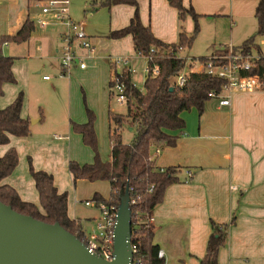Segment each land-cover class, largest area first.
<instances>
[{"label":"crops","instance_id":"obj_1","mask_svg":"<svg viewBox=\"0 0 264 264\" xmlns=\"http://www.w3.org/2000/svg\"><path fill=\"white\" fill-rule=\"evenodd\" d=\"M136 1L141 22L148 25L159 40L175 43L182 30L186 34L194 30L192 17L187 15L181 21L177 10L167 0ZM37 2L41 0H0V17L5 21L6 35L15 34L24 21L30 19V9L36 7ZM182 3L186 8L191 5L200 15V26L205 25V19L214 23L213 33L199 36L208 50L204 57L222 53L229 44L238 47L256 32L255 9L258 0H182ZM108 10L112 14L110 32L129 23L134 7L113 4ZM221 21L229 30L227 36L218 32ZM46 27L41 28V36H36L34 40L42 39L44 59L59 75L62 32L53 26ZM34 31L25 42L31 39ZM257 37L259 41H256ZM256 38L253 45L264 43V35ZM109 39V42L97 41L106 43L104 48L111 45L115 54L128 55L124 57L130 58L132 64L134 59L141 57L134 51L131 35ZM233 39L241 43L235 45ZM12 57L14 74L17 57ZM87 69L86 66L76 71L85 74ZM45 76L44 81L51 79H45ZM68 80V105L61 98L56 99L51 121L40 124L42 117L30 115L22 103L21 116L36 120L30 123V135L10 136L8 144L0 145V156L10 147L15 148L18 155L17 166L2 182L12 186L23 201L36 204L40 211L42 208L30 175L29 161L35 170L52 175L59 192H63L67 186L61 185L60 174L67 175L74 185V196H79L75 193L76 183L85 179L74 182L68 171V162L71 159L79 164L92 162L90 153H75L77 147L82 150L81 135L72 130L73 87L70 85L71 77ZM15 83H4L3 95L6 85ZM59 86L55 82L53 89H59ZM228 97V105H221L216 98L207 100L201 116L191 112L185 118L186 111L182 112L185 127L181 131L171 132L178 134L175 145L162 147L156 158L158 167L183 168L182 180L166 188L162 202L152 213L155 227L153 244L163 251L164 264H200L211 233L210 222L228 224L232 218L234 222L228 229L225 245L218 252L216 264H264V83L259 89L232 91ZM7 105L0 104V109ZM55 130L60 133H52ZM151 150L154 153L153 148ZM187 172L191 173L190 181H185ZM78 201L80 199L76 197L75 202ZM86 201L91 202L86 206L98 210L93 201ZM68 203L69 195L67 214ZM68 216L71 219L75 217ZM76 221L80 222L79 219Z\"/></svg>","mask_w":264,"mask_h":264},{"label":"trees","instance_id":"obj_2","mask_svg":"<svg viewBox=\"0 0 264 264\" xmlns=\"http://www.w3.org/2000/svg\"><path fill=\"white\" fill-rule=\"evenodd\" d=\"M168 4L178 12V18L183 21L190 15L194 21L192 34L183 30L175 43H165L156 38L150 27L140 20L136 0H103L100 6L109 8L113 4H128L134 7L129 23L117 30L110 31V38L132 36L133 48L137 55L143 57L147 64L148 73L143 82V89L137 88L131 81V75L122 70L111 73L125 85L127 112L125 115L108 110L110 158L102 161L97 151V140L93 127V117L82 124H71L81 135L83 142L94 152L91 163L79 164L68 162V171L75 182L78 179L88 181L106 180L110 192L108 198L94 193L92 201L113 207L117 212L120 197L126 191L129 199L131 235L130 244L135 247L134 258L142 264H164V259L157 256L158 246L153 244L154 224L151 221L154 208L164 197L166 188L181 181L182 169L179 166L164 168L156 165L157 156L152 148L174 146L177 135L172 131H181L185 122L182 112L196 108L199 116L204 112V103L210 99L209 92H219L223 81L204 72L189 71L182 86L174 83L177 76L186 67L187 59L178 55L185 47H190L198 31L199 14L193 7H185L182 0H167ZM257 29L240 45L249 48L254 44L256 36L264 35V0H258L255 9ZM34 30V22L27 18L18 31L13 35H4L0 39V50L4 43H21L30 38ZM207 57H192L191 60L204 62ZM14 57L0 53V96L3 95L4 83H15L12 72ZM156 68L157 73L152 72ZM250 73H255L264 80V58L257 61ZM114 81L111 79L109 87ZM112 91L110 92V94ZM23 103V92L4 108L0 109V145L8 144L10 136H29L30 120L20 114ZM127 122L136 128V136L131 143L122 141L121 128ZM18 163L15 148L10 147L0 156V201L9 205L18 213L29 215L45 223L58 222L64 229L84 241L82 225L71 219L67 214V192H59L54 185L53 177L43 170H35L29 161L30 175L38 192L39 204L42 211L34 203L23 201L16 190L3 183ZM186 179L185 181H190ZM234 218L228 224L210 222L211 233L207 240L205 254L200 264H216L220 248L225 245L228 229Z\"/></svg>","mask_w":264,"mask_h":264},{"label":"rangeland","instance_id":"obj_3","mask_svg":"<svg viewBox=\"0 0 264 264\" xmlns=\"http://www.w3.org/2000/svg\"><path fill=\"white\" fill-rule=\"evenodd\" d=\"M41 1L44 3L46 0ZM69 1L70 18L74 22L83 24L85 34L89 37L94 46L93 52L87 55L86 53L88 52L83 51L76 46V41L73 44V48L84 56V62L88 67L86 73H77L76 70H79V68L74 66L69 73L64 75L59 73V75H57L54 72V69L47 63V60L44 59L45 53L42 39L37 41L34 40L36 36H41L42 31V27H40L36 22L38 14L41 11L39 4L38 6L30 9V19L34 22L35 26V31L33 32L31 39L24 43L9 42L8 45H3L0 50V53L3 55L17 57L14 64V76L16 83L15 85H6L4 88V95L0 98V104H9L15 96L22 91L24 109H27L30 115L37 114L39 117H42V122L40 124L50 122L53 116V102L56 99L61 98L68 105V79L71 77L70 85L73 87L71 100L73 120L71 121L73 124L86 123L89 120L90 115H92L99 157L102 161H108L110 153V140L108 137V109L114 113L123 115L127 112V105L125 102L121 103L117 100L116 92H114L112 87H109V82L112 79L111 73L113 70H116L117 73H122V68L114 65V59L119 56L124 57L128 55H121L120 53L115 54L111 45L104 48L107 44L103 42L110 41L108 34L111 28L112 14L108 8L100 6V2L103 0ZM200 18L201 17H199L197 21L198 31L192 45L190 47H185L178 52L179 56L191 59L190 57L198 58L206 55L208 51L207 47L199 36L200 34L202 36V34L206 35L213 33L214 23L205 19V25L202 24V26H200ZM222 22L223 21L219 24L218 32L227 36L229 34V30ZM4 24L5 21L0 17V39L2 36L6 35ZM49 26L56 27L60 33L65 29L62 24L58 23H52ZM254 27L255 31L256 26ZM192 32L190 34H192ZM98 39L103 40L102 44L98 43ZM256 41H259V37L256 38ZM232 42L235 43V45H239L241 43V41L239 42L237 39H233ZM132 62L136 70V72L131 75L132 82L137 88L141 89L143 88V82L146 76L145 68L147 62L141 57L134 59ZM188 70L189 69L186 67L185 71ZM45 75L49 76L51 79L49 81H44L43 76ZM55 82L60 84L59 89H53ZM111 91H113V93L110 94L109 92ZM191 112L197 114L198 116L197 109L191 108L184 113L185 118L188 117ZM72 130L75 134L80 136V134L76 132L73 127ZM52 133L59 134L60 132L55 130ZM121 135L124 143H131L136 136V128L130 127L129 124L125 122L121 128ZM79 138L82 150H79L80 147H77L75 150L76 155H80L79 153H90L92 155L91 160L93 161V149L83 142L81 136ZM154 150L155 148H153V152ZM71 160L76 161L74 159ZM62 174L63 173L61 172V185H67L64 191L68 192L70 200V204L68 203V214L71 216L75 215L73 219L80 220L82 229L86 235H90L93 232L98 231L97 222L99 221L101 214L99 210L86 206L85 201H92V190L94 192L97 191L104 198H108L110 192L108 181H78L75 186V193L79 196H74L72 191L74 190L72 180L67 175L64 174L63 176ZM76 197L80 199L78 203L75 202ZM93 204L96 206L94 201Z\"/></svg>","mask_w":264,"mask_h":264},{"label":"built area","instance_id":"obj_4","mask_svg":"<svg viewBox=\"0 0 264 264\" xmlns=\"http://www.w3.org/2000/svg\"><path fill=\"white\" fill-rule=\"evenodd\" d=\"M40 4L41 11L38 14L36 22L41 27H46L52 23L62 24L65 29L61 33V47L59 52L60 73L64 75L69 73L72 67L77 66L79 69H85L86 63L84 56L78 53L73 44L76 41V46L88 53H92L94 47L89 37L84 32L83 24L74 22L69 14V0H46L44 3L37 2L35 6ZM4 43L3 45H6ZM204 62L199 60L192 61L187 59L186 67L188 71L182 70L174 77V83L177 86H182L186 80V75L189 71L204 72L212 77L223 81L219 92H209L210 98L219 99L221 105L229 104V94L236 90H255L262 87L264 80L255 73H250L255 67L258 60L264 58V43L260 45H251L249 48L235 47L231 44L227 45L222 53L206 56ZM184 58V57H183ZM114 65L119 66L126 73L132 75L136 70L128 57H117L114 59ZM152 72L157 73L154 68ZM145 73H148V68H145ZM121 74V73H119ZM48 79L49 76H45ZM114 81L112 88L116 92V97L119 102H126L125 85L119 81L115 75H112ZM134 84V83H133ZM113 93V91H112ZM160 148H155L154 154L158 156ZM191 177V173L187 172V179ZM235 188V187H232ZM90 201H86V205H90ZM101 216L97 222V230L90 235L83 233L84 244L88 250L98 256L111 260L113 258V242L114 228L117 222V212L113 207H108L104 203L96 205ZM153 218H151V221ZM153 222V221H152ZM132 261L131 264H142L138 258H134L135 247L131 245ZM157 256L164 258V253L158 250Z\"/></svg>","mask_w":264,"mask_h":264},{"label":"water","instance_id":"obj_5","mask_svg":"<svg viewBox=\"0 0 264 264\" xmlns=\"http://www.w3.org/2000/svg\"><path fill=\"white\" fill-rule=\"evenodd\" d=\"M36 120H30L33 124ZM114 228L113 258L88 250L58 222L45 223L0 201V264H131V223L126 191L120 197Z\"/></svg>","mask_w":264,"mask_h":264}]
</instances>
